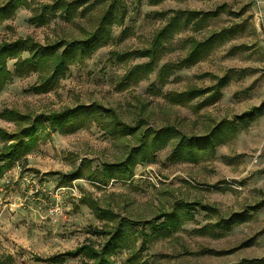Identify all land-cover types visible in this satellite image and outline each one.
<instances>
[{
    "label": "rangeland",
    "instance_id": "1",
    "mask_svg": "<svg viewBox=\"0 0 264 264\" xmlns=\"http://www.w3.org/2000/svg\"><path fill=\"white\" fill-rule=\"evenodd\" d=\"M4 1L0 0V5ZM26 1L32 8L56 0ZM123 2L106 44L91 57L71 65L58 86L47 94L28 92L34 75L13 77L0 91V113L12 109L35 115L97 103L114 110L130 126L140 120L143 128L138 132L171 125L183 134L200 137L220 121L235 120L253 108L257 111L239 126L231 140L215 149L213 159L172 163L167 160L171 151L168 145L155 154L153 164L136 166L129 182L111 181L105 186L85 179L63 185L52 173L65 174L81 166L100 171L102 164L122 160L128 147L136 145V138L115 140L94 124L69 135L50 133L27 155L25 164L14 163L0 176V259L10 256V264H46L35 259L72 251L88 240L99 243V238L86 232L88 228H110L121 218L138 224L134 226L136 252L146 239L136 264L264 260V9L258 0H164L158 5L147 0L138 5L133 0ZM108 3L94 6L71 22L55 16L41 27L30 24L31 11L21 7L11 19L0 23V42L30 37L44 45L82 39L95 29ZM168 11L211 12L216 16L198 24H194L196 20L186 26L180 24L163 42L153 71L139 82H125V73L146 59L134 56L117 63L112 53L148 48L171 15L164 19L158 14ZM219 33L222 35L210 42L193 65L173 67L189 53L191 43ZM12 64L7 63L9 71ZM163 66L169 67V74L161 84L158 72ZM224 76L228 82L221 98L211 106L195 112L190 105L168 100L171 93L191 87L204 89ZM0 129L12 133L16 127L0 119ZM194 202L210 205L216 213L193 207V219L168 236L154 235L149 225H141L172 209L180 212L181 203ZM255 205L259 210L248 211ZM93 208L110 211L117 218L99 217ZM244 211H248L249 220L219 237L194 234L219 217ZM128 257L129 253L122 250L112 258L115 264H129ZM81 261L70 258L62 264Z\"/></svg>",
    "mask_w": 264,
    "mask_h": 264
},
{
    "label": "trees",
    "instance_id": "2",
    "mask_svg": "<svg viewBox=\"0 0 264 264\" xmlns=\"http://www.w3.org/2000/svg\"><path fill=\"white\" fill-rule=\"evenodd\" d=\"M105 1L109 3L98 18L95 29L84 35L82 39L58 40L44 45L35 42L30 37L0 42V91L11 82L13 77L21 79L30 75L35 76V82L28 88V92L41 95L53 91L71 65L91 57L95 51L111 39V26L116 23L117 15L121 12L124 4L123 0H56L50 5L31 8L26 0H5L0 5V23L11 19L17 9L26 7L31 11L29 23L40 27L48 24L55 16L66 22H71L79 15L87 13L94 6H100ZM133 1L138 5L143 0ZM147 1L151 5H158L164 0ZM168 13L171 14L170 17L167 18L166 24L155 33L148 48L132 53H112V57L117 63L126 62L134 56L146 59L145 63L136 65L125 73L123 77L125 82H139L141 78H145L153 71L163 42L173 35L180 24L186 26L194 20H196L194 24H198L205 18L216 16V13L211 12L188 11H168L158 14V16L165 19ZM181 20H183L182 23ZM221 35L222 33L214 34L206 41L191 43L189 53L173 67L176 69L190 67L204 55L210 42ZM10 61L13 62L12 71L7 68V63ZM168 74L169 67L167 66H163L159 70L158 80L161 84L165 82ZM227 82L228 79L224 76L216 79L212 86L204 89L191 87L181 93H171L168 95V100L180 106L190 105L191 109L197 112L215 104L221 98L222 89ZM256 111L257 109L253 108L236 117L235 120L220 121L211 127L205 135L198 137L183 134L171 125L163 126L157 130L145 128L138 132L143 128L140 120L130 126L122 122L114 110L104 108L97 103L35 115L21 114L12 109H5L0 113V119L13 124L16 130L7 133L0 129V176L14 163L25 164L27 155L38 146L39 142L49 137L50 133L69 135L94 124L112 139L136 138V145L128 147L122 160L102 164L100 171L91 170L89 166H81L69 173L55 172L52 174L56 175L58 182L63 185H70L71 182L80 179L100 186H105L111 181L129 182L134 175L136 166L153 164L155 154L168 145H171V151L167 160L172 163H196L198 160L213 159L215 149L231 140L239 131V126L244 125ZM193 207L206 213H216L214 207L202 205L200 202L181 203L180 212L178 209H172L168 213L156 216V220L146 221L141 225H149L154 235L160 233L163 236H168L172 232H176L184 222L193 219L190 214ZM257 210H259V205L248 209L253 212ZM248 211L235 213L228 218L219 217L215 222L194 230V234L219 237L234 225L249 220ZM93 212L97 216L117 218L107 210L93 208ZM137 225L135 222L119 218L110 228H88L86 232L99 238V243L88 240L72 251L44 259L36 258L35 261L46 264H62L66 259L81 258V264H115L112 258L113 254L116 251L124 250L129 253L127 262L136 264L141 253L145 250L146 244L145 239L139 250L137 252L134 250L136 242L134 226ZM142 237L146 238L144 235ZM11 260L10 256H5L0 259V264H10ZM238 264H264V260H251Z\"/></svg>",
    "mask_w": 264,
    "mask_h": 264
},
{
    "label": "crops",
    "instance_id": "3",
    "mask_svg": "<svg viewBox=\"0 0 264 264\" xmlns=\"http://www.w3.org/2000/svg\"><path fill=\"white\" fill-rule=\"evenodd\" d=\"M258 3L260 4V7L264 9V0H258Z\"/></svg>",
    "mask_w": 264,
    "mask_h": 264
}]
</instances>
